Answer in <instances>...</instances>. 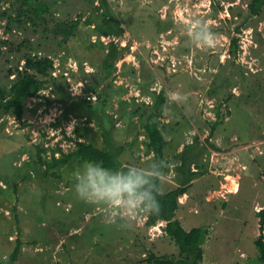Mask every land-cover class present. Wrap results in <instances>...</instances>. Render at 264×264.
<instances>
[{"label": "rangeland", "instance_id": "374dc122", "mask_svg": "<svg viewBox=\"0 0 264 264\" xmlns=\"http://www.w3.org/2000/svg\"><path fill=\"white\" fill-rule=\"evenodd\" d=\"M48 1L50 28L71 19L80 25L61 46V37L30 25L4 31L7 16L0 20V86L15 77L16 66L22 69L29 52L54 62L53 81L26 99L21 118L0 112V262L18 241L13 264L186 258L167 235L166 221L149 226V213L122 221L80 200L73 176L82 161L48 165L79 141L102 146L96 121L64 111L59 84L73 100L89 95L96 102L104 94L115 141L126 146L124 164L154 159L142 123L164 88L160 126L170 143L161 187L180 186L186 160L195 157L191 169L198 174L179 197L176 216L186 229H207L201 264H264L256 246L264 209V6L253 15L251 0ZM1 8L13 6L5 1ZM193 20L208 24L214 47L190 42L181 21Z\"/></svg>", "mask_w": 264, "mask_h": 264}, {"label": "trees", "instance_id": "16d2710c", "mask_svg": "<svg viewBox=\"0 0 264 264\" xmlns=\"http://www.w3.org/2000/svg\"><path fill=\"white\" fill-rule=\"evenodd\" d=\"M5 1L12 3L14 8L12 16L9 12L13 8H1V5ZM263 6L264 0H251L249 3L250 12L253 15H258ZM5 16H7V22L5 23L4 31H12L14 25L21 27L30 25L35 31H39L42 35H46V37H48L47 33H51L56 38L61 37V40L57 43L59 46L71 39L80 26L78 20L71 19L57 22L50 28L49 22L54 16V11L48 0H0V20L6 18ZM233 42L237 44V39H233ZM30 48L35 50L32 45H30ZM24 57L25 64L22 69H18L17 67L19 66H16L15 77L10 80L8 85L0 86V112L13 111L18 118H21L24 114L26 99L36 96L48 82L53 81L54 62L52 58L47 55H32L31 52ZM56 83L58 82L55 81ZM55 86L62 94L60 100L66 104L64 111L67 114L71 113L96 121L101 131L102 146L84 140L79 141L75 150L65 154L61 159H55L53 163L48 165L52 167L59 163H66L70 159H76L79 161H99L107 167L126 166L127 164H124L120 159L126 146L124 144H117L115 141L114 130L116 122L115 118H111L106 112L104 103L106 104L107 100L104 94H101L99 96L100 100L96 102L90 100V98H85L82 101L73 100L65 92L63 86L59 84ZM167 99L168 95L163 88L157 94L155 103L146 112L148 114L146 121L142 123L148 138L145 144L152 151L153 160H161L166 164L163 168V174L169 166L166 149L169 146L170 140L163 133L160 119ZM138 111V109H134L130 113L135 114ZM215 127L216 124L213 125L212 131H214ZM194 159L195 157L192 155L186 160L187 169L182 180L183 183L180 186L169 191H163L161 181V194L157 196L160 206L159 212L157 214L149 213L147 220V225L149 226L156 224L160 220L166 221L165 231L167 235L176 243L180 252L186 255V258L176 260L175 258L158 257L152 254L150 261H153L155 264H201L204 259V245L208 234L207 229L202 226L186 229L181 220L176 216L179 209V197L187 191L188 185L194 176L198 174L197 171L191 169ZM260 216L262 233L256 240V246L260 253V260L264 263V209L260 211ZM21 247L22 244L18 241L14 251L0 264H13L19 256Z\"/></svg>", "mask_w": 264, "mask_h": 264}, {"label": "clouds", "instance_id": "9594fccd", "mask_svg": "<svg viewBox=\"0 0 264 264\" xmlns=\"http://www.w3.org/2000/svg\"><path fill=\"white\" fill-rule=\"evenodd\" d=\"M185 23L190 42L205 48L215 45V36L207 23L193 20ZM164 161L129 163L107 167L102 162L84 160L73 176L76 196L93 205L115 212L122 221L131 222L136 215L159 212L157 196L161 194Z\"/></svg>", "mask_w": 264, "mask_h": 264}, {"label": "built area", "instance_id": "2783aa9c", "mask_svg": "<svg viewBox=\"0 0 264 264\" xmlns=\"http://www.w3.org/2000/svg\"><path fill=\"white\" fill-rule=\"evenodd\" d=\"M88 98H90V99H92V98L95 99L96 97H95V96H89Z\"/></svg>", "mask_w": 264, "mask_h": 264}, {"label": "bare ground", "instance_id": "6f19581e", "mask_svg": "<svg viewBox=\"0 0 264 264\" xmlns=\"http://www.w3.org/2000/svg\"><path fill=\"white\" fill-rule=\"evenodd\" d=\"M235 181V180H234Z\"/></svg>", "mask_w": 264, "mask_h": 264}, {"label": "crops", "instance_id": "0c3cea01", "mask_svg": "<svg viewBox=\"0 0 264 264\" xmlns=\"http://www.w3.org/2000/svg\"><path fill=\"white\" fill-rule=\"evenodd\" d=\"M193 162V161H192Z\"/></svg>", "mask_w": 264, "mask_h": 264}]
</instances>
